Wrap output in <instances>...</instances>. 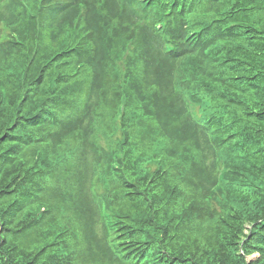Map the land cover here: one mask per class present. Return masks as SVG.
Segmentation results:
<instances>
[{
	"label": "trees",
	"instance_id": "16d2710c",
	"mask_svg": "<svg viewBox=\"0 0 264 264\" xmlns=\"http://www.w3.org/2000/svg\"><path fill=\"white\" fill-rule=\"evenodd\" d=\"M0 264H264V0H0Z\"/></svg>",
	"mask_w": 264,
	"mask_h": 264
},
{
	"label": "bare ground",
	"instance_id": "6f19581e",
	"mask_svg": "<svg viewBox=\"0 0 264 264\" xmlns=\"http://www.w3.org/2000/svg\"><path fill=\"white\" fill-rule=\"evenodd\" d=\"M120 30V29H119ZM119 34V33H118Z\"/></svg>",
	"mask_w": 264,
	"mask_h": 264
}]
</instances>
